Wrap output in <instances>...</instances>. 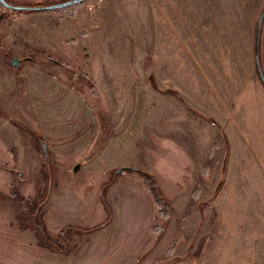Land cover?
I'll return each mask as SVG.
<instances>
[{"label":"rangeland","instance_id":"374dc122","mask_svg":"<svg viewBox=\"0 0 264 264\" xmlns=\"http://www.w3.org/2000/svg\"><path fill=\"white\" fill-rule=\"evenodd\" d=\"M186 1L166 54L184 69L168 83L150 72L146 0L0 5V264H264V147L244 149L240 132L213 131L206 114L224 79L264 94L254 56L264 0ZM257 46L264 75V17ZM122 167L153 174L168 200L157 240L151 227L164 220L141 177ZM40 186L39 212L59 247L38 243L31 213L8 194Z\"/></svg>","mask_w":264,"mask_h":264},{"label":"crops","instance_id":"0c3cea01","mask_svg":"<svg viewBox=\"0 0 264 264\" xmlns=\"http://www.w3.org/2000/svg\"><path fill=\"white\" fill-rule=\"evenodd\" d=\"M186 2V0H146L145 12L147 19V52L152 59L149 68L152 76L162 79V83L172 82L174 79H171V75L173 76L172 73H174V70L176 71L177 68L179 69V74H181L184 69V64L181 65V61L171 65V61L168 59L166 54L171 52L172 45L170 44L175 42L173 39L176 38L174 37L175 35L173 37L171 36L169 30H176L177 27L178 30H181V23L183 28L185 26V7H183L184 15L181 20L180 5H185ZM111 4V1L105 2L103 9L102 5H100L93 18L97 20V17L102 16V11L104 13L108 5ZM176 5H178L179 9L178 14H176ZM246 82L247 84L250 83L249 81ZM213 86L211 88L212 92H210L211 108L208 113L206 112V114L212 117L215 121L210 125L211 129L213 131L215 129L217 133L224 132L226 136L227 133L232 131L240 132L241 139L239 140H241V145L244 149L263 148L264 94L260 96L259 92H261V90L256 82L254 83V86H250L252 90L257 89V92L259 93L258 95L260 97L255 98L253 96L254 90L251 91L250 89L244 92L245 87H243L242 83L240 84V88L237 89L233 82L231 83L230 81L224 79L223 83H216V85L214 87ZM197 100H200V104ZM202 106H204L202 98L196 99V107L199 108L200 112H203ZM208 125L209 124L206 122L205 126L208 127ZM217 136L218 135H216V137ZM261 154L263 155V151H261ZM249 159V155L244 158L250 169ZM260 167L263 168L262 171L264 172L263 158L260 160ZM244 169V175H247L246 168ZM259 182L260 186L264 184L262 179H260ZM260 203H262L261 197ZM260 206H262V204H260ZM260 210H264V208H260ZM262 222L263 221L261 219L259 225L260 228L264 227V225L262 226ZM261 237L264 238L263 232L260 235V238Z\"/></svg>","mask_w":264,"mask_h":264},{"label":"trees","instance_id":"16d2710c","mask_svg":"<svg viewBox=\"0 0 264 264\" xmlns=\"http://www.w3.org/2000/svg\"><path fill=\"white\" fill-rule=\"evenodd\" d=\"M8 1V0H6ZM65 0H43V1H37L35 3H23V4H17V5H27V6H41V5H51L55 3H59ZM9 2V1H8ZM84 2V1H83ZM78 3L76 5L82 4ZM14 4L13 2H9ZM72 5V7L76 6ZM33 11L31 9L21 10L19 12H30ZM85 56L87 57V50L84 49ZM258 61V58H257ZM256 64V61H255ZM256 69L258 72V77L261 80V82L264 85V75L260 69L259 62L256 64ZM122 172L127 171H136L137 174L141 177L143 185L148 190V193L150 194L154 205L157 209V215L160 216L164 220V224H155L151 227V232L155 235L156 239L161 236L163 230L165 229V223L168 222L169 216H170V205L168 203V200L166 199L165 195L161 191L158 182L156 178L151 174L150 172L138 168L133 167H122ZM46 187V186H45ZM45 187L40 186L35 194L27 195L23 197L16 189H13L9 191V195L14 197L15 199H18L21 203L25 204L26 209L31 213V217L33 219L32 224L29 225L31 229L34 230L37 240L39 244L47 243L49 245H53L55 247H59V243L56 242L55 239H53L51 236L48 235L45 224L43 222V219L41 218V212H39V203L42 201L43 198L46 197V189ZM43 188V189H42ZM105 189V188H104ZM106 190V189H105ZM104 201V200H103ZM99 226V225H98ZM93 228H97V226H94ZM70 229V232H79L78 229H73V227H68ZM61 236V233H59Z\"/></svg>","mask_w":264,"mask_h":264},{"label":"water","instance_id":"95a60500","mask_svg":"<svg viewBox=\"0 0 264 264\" xmlns=\"http://www.w3.org/2000/svg\"><path fill=\"white\" fill-rule=\"evenodd\" d=\"M84 0H65L59 3L51 4V5H41V6H27V5H17V4H12L7 2L6 0H0V5L3 6L4 8L11 9L13 11H21V10H26V9H31V10H50V9H58V8H64L72 5H76L78 3L83 2ZM264 17V9L261 11L257 25H256V32H255V39H254V53H255V61L256 64H258L257 58V51H258V36H259V31L262 23V19ZM0 19H1V14H0ZM11 63L12 65H18L19 61L15 58H11ZM42 147L45 150V145L42 143ZM76 169V166L74 167ZM120 169L117 170L119 172Z\"/></svg>","mask_w":264,"mask_h":264},{"label":"built area","instance_id":"2783aa9c","mask_svg":"<svg viewBox=\"0 0 264 264\" xmlns=\"http://www.w3.org/2000/svg\"><path fill=\"white\" fill-rule=\"evenodd\" d=\"M102 0H85V6L88 10H92L96 5H99Z\"/></svg>","mask_w":264,"mask_h":264}]
</instances>
